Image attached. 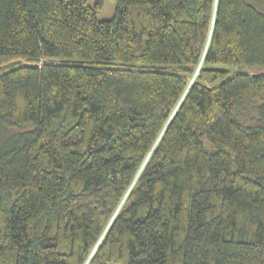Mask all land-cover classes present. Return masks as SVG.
Listing matches in <instances>:
<instances>
[{
	"label": "trees",
	"instance_id": "16d2710c",
	"mask_svg": "<svg viewBox=\"0 0 264 264\" xmlns=\"http://www.w3.org/2000/svg\"><path fill=\"white\" fill-rule=\"evenodd\" d=\"M112 1L0 0V264H264V0Z\"/></svg>",
	"mask_w": 264,
	"mask_h": 264
},
{
	"label": "rangeland",
	"instance_id": "374dc122",
	"mask_svg": "<svg viewBox=\"0 0 264 264\" xmlns=\"http://www.w3.org/2000/svg\"><path fill=\"white\" fill-rule=\"evenodd\" d=\"M96 2L101 3L100 10L98 12L97 18L99 20L111 19L115 12V3L112 0H86L88 5H94ZM235 69V68H233Z\"/></svg>",
	"mask_w": 264,
	"mask_h": 264
}]
</instances>
